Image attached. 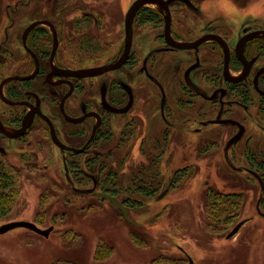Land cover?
Wrapping results in <instances>:
<instances>
[{
    "label": "rangeland",
    "instance_id": "374dc122",
    "mask_svg": "<svg viewBox=\"0 0 264 264\" xmlns=\"http://www.w3.org/2000/svg\"><path fill=\"white\" fill-rule=\"evenodd\" d=\"M134 1L0 0V25L4 13L16 16L15 22L9 23L6 19L2 25L0 42L3 31L12 25L14 28L8 32L12 35L9 49L22 51L18 39L21 29L36 16L52 19L56 10L58 14L62 12L58 23L74 29L68 27L66 36L75 44L72 48L62 44L61 59L68 54V59L78 62L76 55L81 50L86 55V66L101 64L112 60L123 46L125 17ZM149 7L162 11L158 5ZM35 10L37 15H33ZM94 10L101 12V30L94 32L89 25L81 31L83 28L79 25L87 23L75 21L83 13ZM171 12L173 32L185 40L215 32L226 34L234 46L244 30L264 26V0H177L171 5ZM137 21L132 65L107 76L132 87L134 106L126 115L107 116L112 138L107 143H99L97 148L103 156L90 164L104 163L103 169L111 168L112 175L116 174L126 187L133 178L147 176L151 171L156 175L153 186L158 190L156 196L145 198L134 194L132 188L131 192H126L127 188L121 191L120 200L133 198L139 202L130 210L138 223L136 226L126 221L122 211L110 202L76 193L74 186L86 189L92 183L79 173L70 171L69 174L67 155L50 141L46 127L37 122L25 141L0 143L6 151L7 169L19 170L15 175L19 194L12 209L0 217V227L28 221L41 229L53 227V231L49 237L27 229L1 234L0 264H51L58 259L79 264H149L160 255L184 259L188 264H191L189 259L193 264H264V217L257 211L263 191L254 177L238 169L247 165L246 140L251 141V147L257 139L264 142V131L260 129L264 121L258 122L257 104L245 112L232 99L218 96L216 101H210L208 96L212 95L223 70L220 49L213 43L206 44L197 55L165 51L161 38L165 28L163 19L146 24ZM76 28L82 39L77 40ZM199 64L200 69L193 72ZM70 65L78 66L77 63ZM180 83L190 92L183 95ZM181 102L186 103L182 104L184 111L177 110ZM47 111L53 114L52 110ZM224 113H230L227 116L239 120L244 128L234 127L229 133L218 128L213 135L214 142H208L203 138L206 127L203 128L202 122L222 117ZM54 120L61 136L71 142L65 135L66 126L60 119ZM163 132L168 134L166 142ZM154 156H160L155 162L156 168L151 162ZM86 162L82 161L80 168L87 175L95 174ZM180 170H184L180 183L171 189L170 182ZM107 173L105 170L104 175ZM69 175L74 186L67 181ZM209 192L233 201L222 219L207 218ZM162 194L165 195L159 198ZM218 205L220 214L225 207ZM244 220L250 221L237 235L228 238ZM69 232L76 235L75 240L73 236L64 240L63 235ZM132 234L144 244L137 245ZM100 241L114 248V255L108 261L94 260Z\"/></svg>",
    "mask_w": 264,
    "mask_h": 264
},
{
    "label": "flooded vegetation",
    "instance_id": "af4514ba",
    "mask_svg": "<svg viewBox=\"0 0 264 264\" xmlns=\"http://www.w3.org/2000/svg\"><path fill=\"white\" fill-rule=\"evenodd\" d=\"M51 2H53V0H51ZM172 4L173 2L169 6L170 12ZM58 5L60 6V4ZM149 6H151V4L143 6L134 18L133 40L134 25L138 22L139 13L144 8L151 9ZM63 9L64 7H62L61 10L59 9L60 12L63 11ZM37 10L33 12V15L38 14ZM151 10L154 11L153 9ZM161 10L162 11L154 12L160 14L161 20L163 19L165 23L164 33L161 35L165 51L190 52L197 55L202 47L208 43H213L214 46L220 49V55L223 59V70L218 78V83L214 80L217 85H215L212 95L208 96L210 101H216L218 96L224 97L225 99H232L235 101V105L242 108L245 112H247V109L254 108V104H257L255 109L258 122L264 121V26L244 30L238 36L239 38L234 46L231 44V41L226 34L215 32L206 33L194 40H185L173 32V18L171 12L170 35L174 42L179 44L193 43L202 38H207L196 48L178 49L167 43L165 35L166 11L163 8H161ZM99 11L94 10L93 12L83 13V15L79 16L80 20L75 22L79 23L83 21L84 23H87L85 26L79 25V27L83 28L81 31L88 29L89 25L94 32L96 29L101 28L103 20L101 12ZM53 13L54 16H52V19L48 17L37 18L36 16V19L34 18L21 29L18 39L20 40L22 51L11 52L9 49L12 35H8V32L14 27L11 25L6 27L3 31L1 36V38L3 37V40L0 42V105H2L0 107V124L3 128V130L0 128V143L5 140L23 142L32 135L37 122L41 123L46 127L50 141L62 153L67 155L66 169L69 170V174L70 171L79 173L88 179L90 184L92 183L90 188H78V185L74 186V182L69 175L67 181L70 185L74 186L73 190L76 193H78L77 190H94V192L88 195L95 196L96 193H104L112 196L101 190L103 181H105L106 178L108 179L109 173H112L111 168H109L110 171L107 175H104V172L107 169V167H105L103 172L104 163L100 164L99 161H97L95 165H92L90 164V161L100 159L101 156H103L101 155V152L98 151L97 147L100 142L107 143L108 140H111L112 138L113 130L110 122L107 123V116L126 115L134 106L135 97L132 87L127 83H122L118 80L107 77L108 75L117 74L121 70L132 65L133 40L126 62H124V64L118 69L105 71L96 76L90 77H81L77 74H70V72H79L86 69L116 65L120 62L125 53L126 28L123 46L119 52L115 54L112 60H108L101 64L97 63L86 66L84 64L86 55L81 50L79 56L76 55L78 62L68 59V54L64 55L63 60L61 59L62 44L71 48L75 44V41H69L66 36L68 27L70 29L73 28L69 25L66 27V24L60 25V22L58 23V16H60L62 12L58 14L55 10ZM1 18V30H3L2 25L5 24L6 19L9 23L16 21V16L9 15L8 12L4 13ZM139 22L142 24L148 23L147 21L142 22L140 19ZM64 23H66L65 20ZM34 24H36V26L32 27L27 33V30ZM75 31L78 34L77 40L82 39L80 37L81 32H79V29L76 28ZM37 36L45 39L44 43L47 47L46 54H42L34 44V39L37 38ZM86 36H88V32H86ZM210 37H218L227 45L230 54L227 71L225 68L226 58L224 48L219 41ZM84 38L89 39L90 37ZM244 40L245 43L242 50V57L240 58L237 54V50L239 43ZM72 53H75L73 49ZM195 60L198 59L196 58ZM72 63H77L78 66L70 65ZM200 67L199 64L193 72L199 70ZM179 89L183 95H186V92H190L185 84L182 83L179 84ZM254 96L257 97V101ZM199 97H201V94H199ZM182 104L186 103H179L177 108L178 111H184ZM226 107H229V105ZM47 109L52 110L53 114L48 113ZM222 110L223 109L221 108L220 111ZM227 115H230V113H224L222 117H214L211 118L212 120L210 121L202 122L204 125L203 128L206 127V132L204 131L205 135L203 138L207 139L208 142H214L213 135L216 131H219L217 130L218 128H224L223 130L227 132H233L234 127L241 129L244 128L239 120L234 117H228ZM55 117L60 119L62 124L66 126L65 135L71 140V142H68L67 140L65 141L61 136L59 127L56 125L57 122L54 120ZM243 121L245 122V120ZM260 129L264 131V127L261 126ZM8 133L15 136L11 137ZM163 133L165 135L164 141L166 142L168 140V134L167 132ZM228 133L224 136L226 137ZM175 135H177V133H175ZM54 137L58 138V140L69 149L60 148L55 143ZM250 143L251 141L249 139L246 140L244 147V158L247 165L246 167H238V169H242L245 173L251 175L260 183L263 195L259 197L257 211L259 215L263 216L264 206L262 202L264 199V178L258 166L252 163V159L248 155V149H252L255 154H260L261 152H264V142H262L261 139H257L254 147H251ZM163 144L165 145V143ZM5 154L6 151L0 146V169L9 172L11 175L12 173L13 175H16L17 172H19L18 169H7L8 167L4 161ZM159 157L160 156L156 158V156H154L151 159L155 168V162L159 160ZM84 160L87 161L86 164L89 168H92L94 172L96 171L95 174L89 172L90 174L87 175L86 171L80 168L81 162ZM77 163L78 165H76ZM28 164L31 165V163ZM31 166L37 167V164ZM152 168L154 170V167ZM184 170L175 172L174 178L170 182L171 189L175 188ZM179 172L181 174L177 175ZM157 191L158 190L155 189L156 193ZM164 195L165 194H162L159 198H162ZM112 197L122 206L128 208L123 204L122 200L117 199L114 196ZM97 198L110 202L109 200L100 197ZM113 206L117 208V206ZM245 221L249 222L250 220Z\"/></svg>",
    "mask_w": 264,
    "mask_h": 264
},
{
    "label": "trees",
    "instance_id": "16d2710c",
    "mask_svg": "<svg viewBox=\"0 0 264 264\" xmlns=\"http://www.w3.org/2000/svg\"><path fill=\"white\" fill-rule=\"evenodd\" d=\"M139 19L142 22H146V21L158 22L159 20H161V16L160 14L152 11L151 9L144 8L139 13ZM44 42L45 39H42L40 36H37V38L34 39V44L41 51L42 54H46L47 52V47ZM248 155L252 159V163L258 166L264 178V152H261L260 154H255L254 151L249 148ZM106 170L107 172L110 171L108 167ZM112 174L113 173H109L108 179L106 178L105 181H103V185H101V190L111 194L117 199H120L121 191L126 188H127L126 192H131L130 189L132 188L134 190L133 192L134 194L138 193L137 195L143 196L145 198H150L156 195L155 189L153 188V186L155 185L156 175L151 171L147 174V176H142V177L139 176L141 178H137V179L133 178L131 183H129L130 186L128 185V187H126L124 181H122L120 178L119 179L117 178L116 174L114 176ZM178 174L181 173L179 172L177 173V175ZM179 183L180 182H178V184ZM18 194L19 193L16 189L15 175H13V173L11 175L9 174V172L0 169V217L5 216V213H8L10 209H12L14 203L16 202ZM207 199H208V203H207L206 214L210 221L222 219L224 215H227L228 213L226 209H228V204L233 202L221 194H212V192L208 193ZM122 202L130 210L135 207V204L139 203L138 201H136V199L133 198L130 199L124 198ZM218 204L220 205L223 204L225 207V210L220 211V214L217 211L218 208L220 207ZM262 204L264 206V199ZM217 212L219 215H216ZM63 238L64 240H69V238L75 240L76 235H73L71 232H69L67 234H64ZM132 238L134 239L137 245L141 246L144 244V241H142L135 234H132ZM113 255H114V248L106 244L104 241H100L94 255V260L97 262L108 261L109 259L112 258ZM51 264H79V263L72 260L68 261L64 259H58L53 261ZM149 264H188V261L184 259H178L175 257H169L166 255H162V256L160 255L157 258L153 259Z\"/></svg>",
    "mask_w": 264,
    "mask_h": 264
},
{
    "label": "water",
    "instance_id": "95a60500",
    "mask_svg": "<svg viewBox=\"0 0 264 264\" xmlns=\"http://www.w3.org/2000/svg\"><path fill=\"white\" fill-rule=\"evenodd\" d=\"M176 0H137L134 2V4L131 6V8L129 9L127 15H126V20H125V28H126V39H125V53H124V57L123 59L118 62L116 65H111V66H105L102 68H94V69H86V70H81L79 72H70V74H77L78 76L81 77H90V76H96L97 74H100L102 72L105 71H110V70H115L118 69L120 66H122L124 64V62H126V59L129 56L130 50H131V46H132V40H133V22H134V18L137 14V12L146 5H158L160 8H163L166 11V15H165V20H166V30H165V35H166V40L167 43L175 48L178 49H192V48H196L199 45H201L207 38H202L196 42L193 43H176L171 39V35H170V29H171V12H170V4L172 2H174ZM38 24V23H37ZM36 26V24L32 25L28 30L27 33L32 29V27ZM210 38H214L217 41H219L221 43V45L223 46L224 50H225V58H226V62H225V68L226 71L228 69V61H229V50L227 45L223 42L222 39L218 38V37H210ZM244 41H241L239 43L238 46V50H237V54L238 56L241 58L242 57V50L244 47ZM0 128H2L1 124H0ZM3 130V128H2ZM9 134V133H8ZM9 136L14 137L15 135L9 134ZM54 141L55 143L62 149H69L66 146H64L59 140L58 138L54 137ZM78 193L80 194H91L92 192H94V190H77ZM95 196L109 200L113 205L117 206V208H119L122 213H123V217L126 221H128L129 223L133 224V225H138V223L131 217V211L122 206L116 199H114L112 196L108 195V194H104V193H96ZM264 216V214H263ZM245 224V221L239 223L228 235V238H233L235 235H237L239 233V231L241 230V228L243 227V225ZM16 229H28L30 231H33L35 233H37L38 235L44 236V237H49L51 232L53 231V227L49 228V229H41L39 228L35 223L32 222H28V221H15V222H11L8 224H5L3 226L0 227V235L1 234H6L10 231L16 230ZM190 263L193 264V261L190 259Z\"/></svg>",
    "mask_w": 264,
    "mask_h": 264
},
{
    "label": "bare ground",
    "instance_id": "6f19581e",
    "mask_svg": "<svg viewBox=\"0 0 264 264\" xmlns=\"http://www.w3.org/2000/svg\"><path fill=\"white\" fill-rule=\"evenodd\" d=\"M208 218V217H207Z\"/></svg>",
    "mask_w": 264,
    "mask_h": 264
}]
</instances>
